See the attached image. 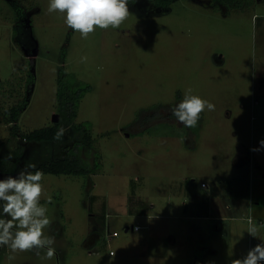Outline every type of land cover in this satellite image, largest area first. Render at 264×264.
Listing matches in <instances>:
<instances>
[{
    "label": "rangeland",
    "instance_id": "rangeland-1",
    "mask_svg": "<svg viewBox=\"0 0 264 264\" xmlns=\"http://www.w3.org/2000/svg\"><path fill=\"white\" fill-rule=\"evenodd\" d=\"M155 1L131 0L120 27L82 39L47 11L48 0L34 9L24 1L32 11L21 26L0 0V179L66 158L83 142L61 122V75L91 87L75 124L91 127L85 165L101 164L90 177L44 174L51 260L43 249L5 246L0 264H232L250 249L249 221L264 231V150L252 151L264 140V0L230 13L210 0ZM189 90L216 106L195 128L169 119ZM56 115L61 141L22 138L57 125ZM244 175L250 199H231L226 181Z\"/></svg>",
    "mask_w": 264,
    "mask_h": 264
},
{
    "label": "clouds",
    "instance_id": "clouds-1",
    "mask_svg": "<svg viewBox=\"0 0 264 264\" xmlns=\"http://www.w3.org/2000/svg\"><path fill=\"white\" fill-rule=\"evenodd\" d=\"M131 0H48L49 13H60L64 23L82 39L99 29L118 28L129 17ZM87 57H82L81 61ZM215 104L189 90L172 109V114L186 128H195L201 113L215 111ZM60 128L56 139L63 137ZM264 150V140L259 141ZM11 158V156L9 157ZM44 173L35 164H27L16 176L0 179V247H8L12 253L30 250H46L45 259L51 260L56 253L55 236L46 234L52 223L47 203H41L44 192ZM50 203V200L48 201ZM257 226L250 220L247 233L256 237ZM8 259L14 260L10 255ZM232 264H264V241L250 248L246 255Z\"/></svg>",
    "mask_w": 264,
    "mask_h": 264
},
{
    "label": "trees",
    "instance_id": "trees-1",
    "mask_svg": "<svg viewBox=\"0 0 264 264\" xmlns=\"http://www.w3.org/2000/svg\"><path fill=\"white\" fill-rule=\"evenodd\" d=\"M24 1H29V5L32 9L36 7L35 0H8V3L11 4L12 9L15 13L16 24L21 26L23 19H26L32 9L24 8L20 6ZM161 2L160 6L162 8H167L170 6V0H156ZM215 9H226L227 13L232 11H246L252 8L256 4V0H210ZM29 11V12H28ZM18 28V27H16ZM34 76L29 78V89L33 86ZM91 91L90 86L82 87L75 79L72 78V82L65 75H61L59 81V90H58V104L59 111L61 116V122H64V126H71L78 133L82 132L84 134V139L82 143H77L75 146L70 149L68 152V157L59 158L53 160L49 163L39 166L37 169L41 170L44 174H51L56 176H84L90 177V175L95 174V170L101 167L100 163H95L93 169H90L88 164L85 165L81 157V151L83 148L88 150H93L94 141L91 133V127H86L85 125H76L75 121L78 118L79 107L81 101L86 97V95ZM181 100V99H180ZM28 101H25L23 104L19 105L18 108L13 109L10 123H15L18 121L19 117L26 109ZM172 120H177L175 116L171 113L169 116ZM59 123L53 127L36 130L29 134H24L22 138L27 142H52L58 143L62 140L56 139V133L61 128L63 123ZM17 131V128L14 129ZM4 146V142L0 141V153ZM0 170L5 169L4 163L0 158ZM92 167V168H93ZM90 179V178H88ZM228 188V195L231 199L234 200H249L251 197L250 193V179L248 178H234L226 181ZM208 203V201H204Z\"/></svg>",
    "mask_w": 264,
    "mask_h": 264
},
{
    "label": "crops",
    "instance_id": "crops-1",
    "mask_svg": "<svg viewBox=\"0 0 264 264\" xmlns=\"http://www.w3.org/2000/svg\"><path fill=\"white\" fill-rule=\"evenodd\" d=\"M243 178H248V176H247V175H244ZM249 179H250V178H249ZM227 195H228V193H227ZM228 196H229V195H228ZM212 201H213V200H211L210 196L208 195V203H207V205H208V208H209V209L211 208ZM209 215H210L209 212L205 213V216H209ZM148 217H149V216H148ZM259 221H260V225H261V224L263 225L262 218H260ZM256 236L258 237V239H257L256 237H252V236H250V242H251V246H250V248H252V247H254V246L256 245V241H255L254 238H256V240H257V244L261 243V241H264V231H263V229H258V232H257Z\"/></svg>",
    "mask_w": 264,
    "mask_h": 264
},
{
    "label": "flooded vegetation",
    "instance_id": "flooded-vegetation-1",
    "mask_svg": "<svg viewBox=\"0 0 264 264\" xmlns=\"http://www.w3.org/2000/svg\"><path fill=\"white\" fill-rule=\"evenodd\" d=\"M155 1V0H154ZM171 1V0H170ZM170 4H171V2H169ZM160 4H162L161 2H158V1H155V5L154 6H158L159 8H162L161 6H160ZM23 21V23L26 21V19H23L22 20ZM172 113V112H171ZM152 118V117H151ZM170 119V118H169ZM170 120H172V119H170Z\"/></svg>",
    "mask_w": 264,
    "mask_h": 264
},
{
    "label": "built area",
    "instance_id": "built-area-1",
    "mask_svg": "<svg viewBox=\"0 0 264 264\" xmlns=\"http://www.w3.org/2000/svg\"><path fill=\"white\" fill-rule=\"evenodd\" d=\"M140 229H141L140 227H134V228H132V231H133V232H139ZM114 237H115V238L118 237V234L115 233V234H114Z\"/></svg>",
    "mask_w": 264,
    "mask_h": 264
},
{
    "label": "water",
    "instance_id": "water-1",
    "mask_svg": "<svg viewBox=\"0 0 264 264\" xmlns=\"http://www.w3.org/2000/svg\"><path fill=\"white\" fill-rule=\"evenodd\" d=\"M37 54V50L34 51V55ZM54 122L57 124L59 122V116L56 115L54 118Z\"/></svg>",
    "mask_w": 264,
    "mask_h": 264
}]
</instances>
